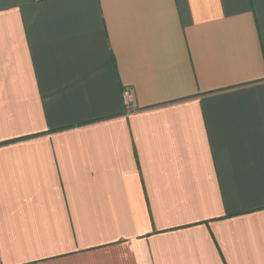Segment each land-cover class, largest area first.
Listing matches in <instances>:
<instances>
[{"label":"crops","instance_id":"1","mask_svg":"<svg viewBox=\"0 0 264 264\" xmlns=\"http://www.w3.org/2000/svg\"><path fill=\"white\" fill-rule=\"evenodd\" d=\"M0 264H264V0H0Z\"/></svg>","mask_w":264,"mask_h":264},{"label":"built area","instance_id":"2","mask_svg":"<svg viewBox=\"0 0 264 264\" xmlns=\"http://www.w3.org/2000/svg\"><path fill=\"white\" fill-rule=\"evenodd\" d=\"M132 94L129 89H125L122 92V99L127 106H132Z\"/></svg>","mask_w":264,"mask_h":264}]
</instances>
